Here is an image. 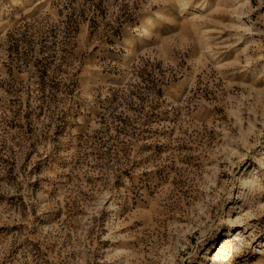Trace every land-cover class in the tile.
I'll use <instances>...</instances> for the list:
<instances>
[{"label": "rangeland", "instance_id": "374dc122", "mask_svg": "<svg viewBox=\"0 0 264 264\" xmlns=\"http://www.w3.org/2000/svg\"><path fill=\"white\" fill-rule=\"evenodd\" d=\"M0 264H264V0H0Z\"/></svg>", "mask_w": 264, "mask_h": 264}, {"label": "bare ground", "instance_id": "6f19581e", "mask_svg": "<svg viewBox=\"0 0 264 264\" xmlns=\"http://www.w3.org/2000/svg\"><path fill=\"white\" fill-rule=\"evenodd\" d=\"M180 88H182V87H180ZM115 207H117V201H111V204H110V209H113V208H115Z\"/></svg>", "mask_w": 264, "mask_h": 264}, {"label": "trees", "instance_id": "16d2710c", "mask_svg": "<svg viewBox=\"0 0 264 264\" xmlns=\"http://www.w3.org/2000/svg\"><path fill=\"white\" fill-rule=\"evenodd\" d=\"M23 54H25V55H27V56L29 55L28 52H27V53H26V52H23Z\"/></svg>", "mask_w": 264, "mask_h": 264}]
</instances>
